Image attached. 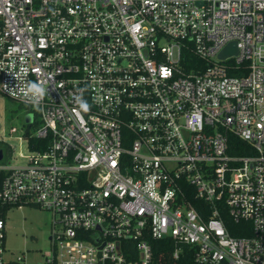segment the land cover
<instances>
[{
  "label": "built area",
  "instance_id": "1",
  "mask_svg": "<svg viewBox=\"0 0 264 264\" xmlns=\"http://www.w3.org/2000/svg\"><path fill=\"white\" fill-rule=\"evenodd\" d=\"M0 93L40 120L0 135V264L25 206L48 264H264V0H0Z\"/></svg>",
  "mask_w": 264,
  "mask_h": 264
},
{
  "label": "rangeland",
  "instance_id": "2",
  "mask_svg": "<svg viewBox=\"0 0 264 264\" xmlns=\"http://www.w3.org/2000/svg\"><path fill=\"white\" fill-rule=\"evenodd\" d=\"M36 120L34 112L26 111L20 102L0 93V135L14 147V154L26 153L16 137ZM7 157L5 154L4 159ZM6 220V257L23 264H48L53 255L51 212L36 206L14 207Z\"/></svg>",
  "mask_w": 264,
  "mask_h": 264
},
{
  "label": "trees",
  "instance_id": "3",
  "mask_svg": "<svg viewBox=\"0 0 264 264\" xmlns=\"http://www.w3.org/2000/svg\"><path fill=\"white\" fill-rule=\"evenodd\" d=\"M21 104V103H20ZM22 106L25 107L26 111L28 112H34L36 115V122L29 124L28 127L25 129L26 133L30 134L34 130L37 129V127L40 125V120L38 118L37 112L31 107L22 104ZM234 141H239V143H243L242 141L238 139H233ZM33 143V142H32ZM33 146V144H32ZM9 148V145L5 143L4 141L0 140V149L7 150ZM234 153H244V150H235ZM233 225H240L239 223H231L229 225V229L232 234L234 235H245L246 233L240 232L233 227ZM153 246H154V263L153 264H198L195 260V254L193 250L186 246V245H177L171 238H163V239H153L152 240ZM179 250V256L176 257L174 255L176 249Z\"/></svg>",
  "mask_w": 264,
  "mask_h": 264
},
{
  "label": "water",
  "instance_id": "4",
  "mask_svg": "<svg viewBox=\"0 0 264 264\" xmlns=\"http://www.w3.org/2000/svg\"><path fill=\"white\" fill-rule=\"evenodd\" d=\"M238 48H237V44L236 42H230L224 49L223 51L220 53V56L222 58H225L229 55H232L234 53H237ZM3 158V150H0V160Z\"/></svg>",
  "mask_w": 264,
  "mask_h": 264
},
{
  "label": "clouds",
  "instance_id": "5",
  "mask_svg": "<svg viewBox=\"0 0 264 264\" xmlns=\"http://www.w3.org/2000/svg\"><path fill=\"white\" fill-rule=\"evenodd\" d=\"M29 91L32 92L33 97L44 95V91L35 83L31 84L29 87ZM83 111L87 112L89 110L88 105H82Z\"/></svg>",
  "mask_w": 264,
  "mask_h": 264
}]
</instances>
